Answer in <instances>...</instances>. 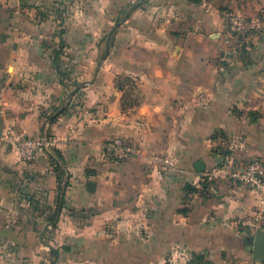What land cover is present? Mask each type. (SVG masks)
Listing matches in <instances>:
<instances>
[{
  "label": "crops",
  "instance_id": "crops-1",
  "mask_svg": "<svg viewBox=\"0 0 264 264\" xmlns=\"http://www.w3.org/2000/svg\"><path fill=\"white\" fill-rule=\"evenodd\" d=\"M237 6L259 21L243 50L223 37ZM113 7L128 8L120 63L72 64L94 73L69 93L54 53L101 36ZM82 47L97 50L68 52ZM8 133H49L56 150L24 162ZM116 137L131 159L103 155ZM251 159L264 160V0H0V264H162L174 248L264 264L257 194L221 175L203 191L210 170Z\"/></svg>",
  "mask_w": 264,
  "mask_h": 264
},
{
  "label": "built area",
  "instance_id": "built-area-1",
  "mask_svg": "<svg viewBox=\"0 0 264 264\" xmlns=\"http://www.w3.org/2000/svg\"><path fill=\"white\" fill-rule=\"evenodd\" d=\"M226 22L223 32L224 41L234 48L243 50L247 47L249 35L259 27L257 19L245 15L241 6L227 8L224 11ZM8 143L20 160L34 162L45 152L53 154L56 150V139L49 133H42L36 137H18L11 133L5 136ZM136 153L134 145L122 138L116 137L104 143L103 155L116 162H123L131 159ZM228 177L232 182L242 184L252 189L258 197V203L254 211V221L257 225L264 224V160L251 159L245 163L236 164L234 161H227L222 167L210 170L205 174V194H213L219 176ZM8 244L0 240V257L9 251ZM162 264H209L206 260L198 263L195 258L187 256L180 248H174L164 257Z\"/></svg>",
  "mask_w": 264,
  "mask_h": 264
},
{
  "label": "rangeland",
  "instance_id": "rangeland-1",
  "mask_svg": "<svg viewBox=\"0 0 264 264\" xmlns=\"http://www.w3.org/2000/svg\"><path fill=\"white\" fill-rule=\"evenodd\" d=\"M128 11V8H120V7H113V13L111 16L113 17V22L110 23L107 21L104 23V21H98L96 23V27H98L100 30H103L102 35L96 38H66L63 39V47L62 50H60L59 53H54L53 55V61L56 63H62L63 65L62 70H59V73L62 75L66 85H73L75 82V79H83V77H88L87 75L91 74V77L94 73V69L88 70L86 66L84 68H77L72 66L74 63H87L89 61H94L97 64H102L107 61H112L116 63H120L121 57L119 51L113 52L114 47H119L121 45V40L119 37H117V29L120 25V19L121 16L125 15V13ZM63 24L60 23L59 27L57 28L58 31L64 30L62 27ZM72 42V45L76 48H71L70 44ZM97 46V50L95 53L92 52H82V49L87 50V48H79L81 49L79 53H69L68 49H77V46ZM69 46V48H68ZM61 47V45H60ZM87 74V75H86ZM132 80V77L124 75L122 73H118L116 75V81L120 83L122 80ZM82 81V80H81ZM82 84V82H80ZM76 85V84H75ZM79 85V84H77ZM74 89H76V86L69 88V93H71Z\"/></svg>",
  "mask_w": 264,
  "mask_h": 264
},
{
  "label": "water",
  "instance_id": "water-1",
  "mask_svg": "<svg viewBox=\"0 0 264 264\" xmlns=\"http://www.w3.org/2000/svg\"><path fill=\"white\" fill-rule=\"evenodd\" d=\"M197 168L202 170L203 165L197 164ZM252 253L255 258L264 260V230L257 229L253 239Z\"/></svg>",
  "mask_w": 264,
  "mask_h": 264
},
{
  "label": "trees",
  "instance_id": "trees-1",
  "mask_svg": "<svg viewBox=\"0 0 264 264\" xmlns=\"http://www.w3.org/2000/svg\"><path fill=\"white\" fill-rule=\"evenodd\" d=\"M63 44H64V42H63V40H62V41H61V46H63ZM206 187H207V186H206V184H205L204 188H206ZM195 260H197L198 263H201L202 260H203V258H199V257H197V258H195Z\"/></svg>",
  "mask_w": 264,
  "mask_h": 264
}]
</instances>
